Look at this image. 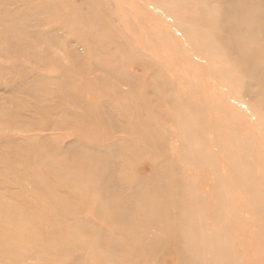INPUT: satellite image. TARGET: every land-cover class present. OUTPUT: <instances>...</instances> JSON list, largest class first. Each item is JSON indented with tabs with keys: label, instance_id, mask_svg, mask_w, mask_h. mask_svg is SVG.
I'll return each mask as SVG.
<instances>
[{
	"label": "rangeland",
	"instance_id": "374dc122",
	"mask_svg": "<svg viewBox=\"0 0 264 264\" xmlns=\"http://www.w3.org/2000/svg\"><path fill=\"white\" fill-rule=\"evenodd\" d=\"M33 10L3 32L0 193L40 241L3 264H264V0H3Z\"/></svg>",
	"mask_w": 264,
	"mask_h": 264
},
{
	"label": "bare ground",
	"instance_id": "6f19581e",
	"mask_svg": "<svg viewBox=\"0 0 264 264\" xmlns=\"http://www.w3.org/2000/svg\"><path fill=\"white\" fill-rule=\"evenodd\" d=\"M37 13L38 12H36L35 10L30 11L29 14L26 15L24 18L19 17V16H12V15L7 16L6 14L3 13V0H0V53H3V32L7 35H10L11 39L13 38V36H16L17 38L21 39L26 33V29L28 27L27 23L29 19H30V24L32 27L38 22L39 19L37 17H41L43 19L51 18V17L46 16L45 10L43 12L39 11L40 13L39 15ZM3 21L9 22L8 26H5L4 29H3ZM15 46H16L14 49L15 54H19L21 52L23 53L25 50H28V52L32 53L36 59L39 57V54H40L39 47L31 44L30 42H27V41L19 42V43H16ZM24 70H26V68ZM2 76H3V62L0 64V78ZM36 81L37 82L34 83L32 87L30 88V91L34 93H36L40 89L41 84L48 83V81L44 80L43 78H40V79L37 78ZM61 92L65 93L66 91L61 90ZM0 116L3 117V104L0 105ZM79 141L80 139L77 140V142ZM34 142L35 141H32L30 143H34ZM30 143H28V145H30ZM80 143H84V142L81 141ZM88 149H90V146H88L87 148L84 149V151H82V154H83V157H81L82 162H87L89 166L93 169H94V165H96L97 171L100 170V166L98 165L100 163L102 164V161L100 159H97V157L94 154L88 155L87 154ZM2 160L3 159H0V163L2 162ZM46 165L48 167V170L45 171V177L51 179V181H47L45 180V178H42L43 181L38 180V181H35L34 184H36L37 182V185L39 186L43 185L42 190L47 189L48 191H51L52 189L50 185L48 184H51L52 187H58L61 185L65 187L72 186L70 184H71V180L73 179V176H70V184L68 180L65 182L62 181L63 180V177H62L63 169H65V172L67 173L70 170L76 171L79 167V165H75V162H73L69 156H67L66 158L59 156L58 159L47 162ZM58 168L60 170V175L62 177L61 178L62 180H60L59 176L57 175ZM102 171L105 172L104 167L102 168ZM0 175H1L0 181L2 183L3 182V172H1ZM110 180L111 182L106 180L104 176H102L101 179L96 181L94 186L97 188V190L100 193L106 192L108 191V188H110L111 183L113 184V186L116 184V182H113L114 178L110 177ZM121 181L123 184L119 187L124 186V188H128L129 186H131L130 185V183H132L131 180L127 181L126 178L122 177ZM72 190H75V189L73 188ZM106 199L107 198L105 199L103 198V201L106 202ZM104 202H102V204H105ZM148 205L150 204L146 202L145 206H148ZM20 210H21L20 205L17 206L15 203L12 202V200H4L2 194L0 193V264H3V260L11 258L12 254L15 253L16 251L22 254L29 252V250L36 251L37 248H36L35 243H38L40 241V236L34 234V231H36L35 230L36 225H38L39 222L37 221V219H35V217L33 220L31 219L30 215H26L22 213ZM19 212L24 215H21ZM17 226L21 228L18 231H16ZM31 231L34 235H30V233L28 234V232H31ZM52 244H56V243L54 241H51L48 246ZM194 256L197 257L194 260L199 262L200 255L194 254ZM72 262L70 261L68 264H72Z\"/></svg>",
	"mask_w": 264,
	"mask_h": 264
}]
</instances>
